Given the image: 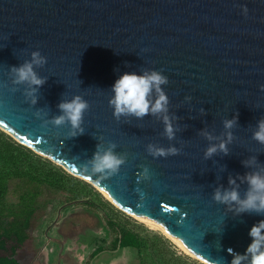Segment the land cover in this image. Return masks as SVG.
Returning a JSON list of instances; mask_svg holds the SVG:
<instances>
[{"label":"water","instance_id":"water-1","mask_svg":"<svg viewBox=\"0 0 264 264\" xmlns=\"http://www.w3.org/2000/svg\"><path fill=\"white\" fill-rule=\"evenodd\" d=\"M37 50L47 63L36 71L47 82L31 106L23 85L11 91L8 68ZM144 68L168 77L162 87L181 128L173 141L162 135L156 118L117 121L109 106L116 79ZM262 85L264 0H0V129L95 186L117 208L160 224L205 264H230L227 250L243 254L250 228L264 219L248 213L234 217L212 200L217 185L228 187L229 175L250 170L241 161L256 155L264 164V146L252 139L264 117ZM74 95L90 104L83 135L68 139L67 125L43 126L34 115L37 109L49 119L59 115L62 98ZM236 113L229 155L205 160L209 141L200 131L223 138L222 121ZM109 141L128 154L127 162L118 174L100 180L81 165L97 143L106 147ZM180 142L184 147L176 156L153 158L146 151L149 143L179 148ZM143 166L149 180L139 179ZM246 188L241 184V196Z\"/></svg>","mask_w":264,"mask_h":264},{"label":"clouds","instance_id":"clouds-1","mask_svg":"<svg viewBox=\"0 0 264 264\" xmlns=\"http://www.w3.org/2000/svg\"><path fill=\"white\" fill-rule=\"evenodd\" d=\"M242 13L247 16L248 8L242 6ZM47 58L40 51H32L30 59L24 60L19 66L8 68V76L13 86L11 91L18 90L17 86L23 85V95L25 101L31 106H35L39 100V90L47 82V77L39 75L36 71L46 65ZM169 83L168 77L161 71L144 68L140 74L135 72H125L116 79L111 87V97L109 106L113 109V116L117 121L121 118H136L143 120L146 116H152L161 121L164 128L162 135L169 141L176 139V133L181 131L179 124L175 123L179 118L170 114V100L164 88ZM264 91V85L261 86ZM191 97H185V101L190 102ZM60 114L48 117V112L37 109L34 115L42 120L43 126L49 124L54 127H69L68 139L83 135L84 115L90 109L89 102L81 95H74L71 99H63L57 105ZM200 113L205 115V109L201 108ZM239 114L236 113L231 119L222 121L224 132L223 138L214 136L207 129L200 131V135L209 141L204 151L205 160L222 153L229 155V145L236 137L233 129L238 125ZM187 125H185V128ZM102 139V138H101ZM252 139L264 146V117L256 123L252 131ZM219 140V143L213 141ZM178 148L170 144L168 147L160 146L156 143L146 145L147 153L153 158H167L179 155L184 147L183 142ZM118 145L114 142H107L105 147L102 143H97L96 150L91 159H87L81 167L89 175L98 176L100 180L106 179L120 172L121 166L127 162V153H118ZM243 166L249 171L243 175L237 174L235 177L228 176V187L222 184L217 185L212 192V200L220 205L226 206V211L231 212L234 217H239L244 213L264 216V164L260 163L256 155L241 161ZM226 170V166H223ZM151 178L148 167L143 166L139 179L149 180ZM239 181V183H237ZM241 184H246L247 188L241 196ZM249 236L251 243L243 254L235 252L229 248L227 251L232 256L230 264H264V219L259 220L250 228ZM206 264H217V261L206 262Z\"/></svg>","mask_w":264,"mask_h":264},{"label":"trees","instance_id":"trees-1","mask_svg":"<svg viewBox=\"0 0 264 264\" xmlns=\"http://www.w3.org/2000/svg\"><path fill=\"white\" fill-rule=\"evenodd\" d=\"M44 189L59 194V199L51 200L54 212L67 203H79L99 216L101 211L104 213L100 219L107 234L100 236V242L90 245L94 256L130 250L139 264H199L189 263L187 256L178 255L167 238L145 234L118 220L102 207L112 204L98 199L90 183L79 180L1 129L0 264H20L16 255L30 237L32 221L42 207Z\"/></svg>","mask_w":264,"mask_h":264},{"label":"rangeland","instance_id":"rangeland-1","mask_svg":"<svg viewBox=\"0 0 264 264\" xmlns=\"http://www.w3.org/2000/svg\"><path fill=\"white\" fill-rule=\"evenodd\" d=\"M79 180L85 181L81 178ZM93 188L98 199L103 198V201H109L95 186ZM55 199H59V194L44 189L40 200L42 207L32 221L30 237L16 255L20 264H139L137 256L130 250L116 253L105 252L94 256V248H90V245L100 242V236L105 237L107 234L104 222L100 219L104 213L101 211L99 216L98 212L79 203H67L54 212L51 200ZM102 207H106L110 214L130 227L137 228L148 235L159 234L167 238L172 244L171 248L178 255L187 256L189 263L196 261L199 264H205L186 253L160 229L138 220L114 204L102 205Z\"/></svg>","mask_w":264,"mask_h":264},{"label":"bare ground","instance_id":"bare-ground-1","mask_svg":"<svg viewBox=\"0 0 264 264\" xmlns=\"http://www.w3.org/2000/svg\"><path fill=\"white\" fill-rule=\"evenodd\" d=\"M137 218L138 220L152 226V227H155L157 229H160L164 234H166L170 239H173L186 253H188L189 255L195 257L193 254H191L182 244H180L175 238H173L172 236L168 235L167 232L164 230V228H162V226H160V224L154 222V221H145L141 218H138V217H135Z\"/></svg>","mask_w":264,"mask_h":264}]
</instances>
